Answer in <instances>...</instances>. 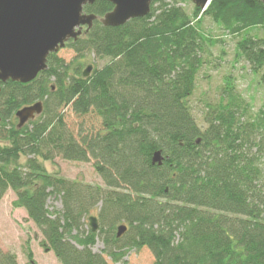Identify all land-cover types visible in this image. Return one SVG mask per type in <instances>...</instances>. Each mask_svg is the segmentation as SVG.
<instances>
[{
	"label": "trees",
	"instance_id": "trees-1",
	"mask_svg": "<svg viewBox=\"0 0 264 264\" xmlns=\"http://www.w3.org/2000/svg\"><path fill=\"white\" fill-rule=\"evenodd\" d=\"M178 0H152L151 12L121 27L99 20L69 48L110 58L90 77L71 73L57 54L30 83L1 82L0 202L9 189L61 264H109L120 248L149 249L154 264H264V103L258 112L232 83L197 124L188 99L214 37L197 28L204 16L232 36L264 27L260 0H212L193 17ZM113 5L97 1L99 18ZM210 37V38H209ZM237 57L264 69V38L240 39ZM55 78L54 87L50 86ZM264 87V73L260 78ZM42 101L43 113L18 129L15 113ZM95 116L101 129L69 128L66 112ZM161 151L162 165L153 163ZM94 161L107 189L51 174L44 162ZM25 158V163L21 160ZM51 199L61 209H49ZM101 204L99 231L86 217ZM127 232L117 238V226ZM102 253L93 251L97 239ZM75 242V243H74ZM34 263L32 251L27 253ZM0 264H19L0 246Z\"/></svg>",
	"mask_w": 264,
	"mask_h": 264
},
{
	"label": "rangeland",
	"instance_id": "rangeland-1",
	"mask_svg": "<svg viewBox=\"0 0 264 264\" xmlns=\"http://www.w3.org/2000/svg\"><path fill=\"white\" fill-rule=\"evenodd\" d=\"M178 5L186 11L190 18L193 17L195 6L191 0H181L178 2ZM196 25L205 37L209 35L218 41L214 44L209 41L205 43L202 53L205 63L197 74L194 93L188 99V105L197 124L202 130L206 129V113L219 104L223 90L229 83H232L235 92L244 101L252 105L253 111L255 113L258 112L264 103V87L260 81L264 69L258 74L253 73L250 64L243 57H237L236 46L240 39L249 36L256 39H263L264 27L249 29L242 33L240 37L232 36L222 29L221 26L217 28L213 20L208 16H204L202 21ZM57 56L67 64H70L73 75H76L77 72L83 73L89 65H93L94 69L101 70L111 63L110 58H98L95 54L89 52H86L83 56H78L68 45L61 49ZM54 81L55 78H52L50 86L54 87ZM65 112L68 126L74 134L81 125L84 129L90 131L91 129H97L98 131L101 129L100 120L93 115L82 119L78 118L72 112L70 113L68 109ZM14 123L18 124L16 118ZM21 162L24 164L25 158H22ZM44 165L51 174H58L71 181L83 182L94 187L107 189L104 181L96 172L94 161L92 160L89 162L68 161L63 159L62 156H56L53 162L46 161ZM16 198V193L12 189H9L0 202L1 248L5 252L16 254L19 264H31L27 256L29 249L33 253L35 264H61L52 250L47 252V249L50 248L45 243L40 230L28 218L26 210L14 206ZM48 205L50 211H53L54 208L61 209L62 207L61 202L56 199H51ZM100 208L101 204L91 215L86 217V229L90 228L89 218L91 216L98 217ZM122 224L125 223H120L117 228ZM104 249L105 244L103 240L98 238L96 245L93 247V251L102 253ZM120 249L117 252L125 253V255L117 262H113L109 257H106L109 264L155 263L152 252L147 248L136 250L123 247Z\"/></svg>",
	"mask_w": 264,
	"mask_h": 264
},
{
	"label": "water",
	"instance_id": "water-1",
	"mask_svg": "<svg viewBox=\"0 0 264 264\" xmlns=\"http://www.w3.org/2000/svg\"><path fill=\"white\" fill-rule=\"evenodd\" d=\"M97 1L111 3L113 10L101 18L85 13V7ZM191 1L202 12L212 2ZM260 1L264 4V0ZM151 7L152 0H0V81L30 83L47 70L50 54L59 53L69 41H77L88 33L96 20L106 27H121L133 19L148 16ZM93 70V65L87 66L83 77H90ZM43 111L42 101L19 109L15 113L18 129ZM163 161L161 151H156L153 163L162 165ZM89 227L93 233L99 231L98 217L89 218ZM127 229L125 224L120 225L117 238H121Z\"/></svg>",
	"mask_w": 264,
	"mask_h": 264
}]
</instances>
